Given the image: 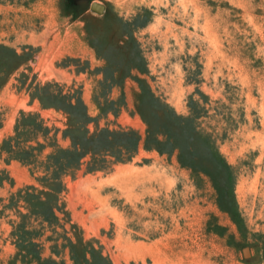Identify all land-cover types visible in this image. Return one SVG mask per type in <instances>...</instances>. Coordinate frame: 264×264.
I'll list each match as a JSON object with an SVG mask.
<instances>
[{
	"label": "rangeland",
	"instance_id": "rangeland-1",
	"mask_svg": "<svg viewBox=\"0 0 264 264\" xmlns=\"http://www.w3.org/2000/svg\"><path fill=\"white\" fill-rule=\"evenodd\" d=\"M0 264H264V0H0Z\"/></svg>",
	"mask_w": 264,
	"mask_h": 264
},
{
	"label": "water",
	"instance_id": "water-1",
	"mask_svg": "<svg viewBox=\"0 0 264 264\" xmlns=\"http://www.w3.org/2000/svg\"><path fill=\"white\" fill-rule=\"evenodd\" d=\"M92 9L97 10L98 12H103L104 6L98 3H93Z\"/></svg>",
	"mask_w": 264,
	"mask_h": 264
}]
</instances>
